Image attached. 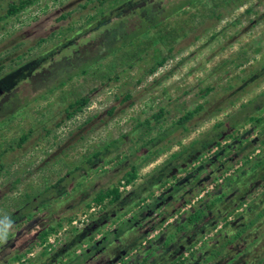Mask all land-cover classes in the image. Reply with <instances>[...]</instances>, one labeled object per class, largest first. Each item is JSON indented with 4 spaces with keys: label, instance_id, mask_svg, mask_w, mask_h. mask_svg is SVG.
Returning <instances> with one entry per match:
<instances>
[{
    "label": "rangeland",
    "instance_id": "374dc122",
    "mask_svg": "<svg viewBox=\"0 0 264 264\" xmlns=\"http://www.w3.org/2000/svg\"><path fill=\"white\" fill-rule=\"evenodd\" d=\"M17 1L0 0V154L12 147L3 155L0 222L24 206L37 219L26 236L53 224L41 245L7 263L46 264L45 253L99 218L101 207L92 198L116 186L131 163L143 181L264 94V0H202L177 13L176 5L189 0H37L6 16ZM149 9L167 19L87 76L74 75L59 86L118 46L117 37L133 33ZM81 97H88L86 106L67 109ZM199 106L193 119L140 160L144 143ZM160 109L158 125L132 132ZM257 116L264 118V110ZM123 135L125 142L111 144ZM221 147L177 173L167 187L189 178L186 187L90 264H257L264 258V217L257 218L264 201V126L254 131L246 124ZM217 152L219 159L208 164ZM192 171L200 172L191 177ZM192 214L202 219L197 228L186 225ZM12 230L0 236V261L13 254L3 247ZM202 250L217 256L200 258Z\"/></svg>",
    "mask_w": 264,
    "mask_h": 264
},
{
    "label": "trees",
    "instance_id": "16d2710c",
    "mask_svg": "<svg viewBox=\"0 0 264 264\" xmlns=\"http://www.w3.org/2000/svg\"><path fill=\"white\" fill-rule=\"evenodd\" d=\"M37 0H18V3H12L6 11V16L13 15L26 7L27 5L33 3ZM202 0H189L186 3H178L176 5L175 11L173 13L179 12L184 7L193 5L196 2ZM172 5L165 9L167 13L168 8H171ZM61 19H64V16H61ZM141 22L139 26L136 27L131 34L122 35V37H117L119 40L118 46L113 50L105 51L100 54L98 57H95L90 65L80 67L72 75H67L64 80L59 84L60 87L64 86L71 78L75 75L87 76L92 68V66H97L98 63L106 58L108 55H111L113 52L121 50L125 47L134 46L135 42L141 37L147 35L150 31L158 28L166 19V17H161L160 15L152 14V9L146 11V16L141 17ZM98 26V24H97ZM100 28H105L107 23L104 20L100 21ZM68 44L62 45V51L68 49ZM41 59V58H40ZM39 59V60H40ZM164 62L158 65L160 66ZM152 71V70H151ZM1 92V91H0ZM89 102L88 97H81L75 99L68 106V110H80L82 107L86 106ZM7 108V107H6ZM202 109V106L196 107L193 111L185 113L182 117L177 119V121L169 129L163 130L155 138L148 140L144 143L141 148L137 151L141 154L140 160H146L154 150H156L163 140L167 139L174 132L178 131L180 128H183L187 122L194 118V116ZM0 118L4 115L3 109H0ZM66 111V113L68 112ZM264 110V94L261 97H258L254 101H251L244 105L239 111L232 114L226 121L218 123L214 129L209 133L204 135L201 138H198L192 142L189 146L183 148L181 151L171 155L167 161H165L160 166L156 167L150 175H148L144 180L135 185L132 190L129 192H121L120 188H127L134 184L137 179L135 164L131 163L129 169L124 171L121 181L110 189L99 190L95 193L92 198V202L98 207H101L102 213L99 218L92 221L89 225H86L83 229L77 231L70 237H68L61 245H59L55 251H49L45 253L47 255L46 264H58L61 259L66 261L62 264H90L91 262L97 260L102 256L114 243L120 241L127 233L132 229L139 226L145 218L157 212L159 208L165 204V202L170 201L173 196L184 189L186 184L189 182V178L181 181H176L171 187H167L170 184L171 180L174 179L177 173L186 172L190 164L200 156L209 154L213 147H221V140L230 138V136L243 127L246 124H250L253 130L262 128L264 126V118L258 117L257 115ZM164 110L160 109L156 114L152 115L150 119H146L143 123L138 124L135 128L132 129V132H135L141 127L149 128L152 127V123L158 125L163 119ZM27 136H22L17 144V147L26 139ZM127 135H123L120 139L114 140L111 144L118 145L122 142H125ZM241 139L236 138L235 141L239 142ZM229 146L221 147L220 151L230 149ZM12 150V147L9 146L0 154V174L5 169L7 165L3 162V155ZM101 152L98 151L93 153L91 159L98 158ZM220 152L213 154L211 158L208 159V164H213L214 160L219 159ZM88 160V162L91 161ZM200 171H192L189 175L194 177ZM64 178L58 180V184L62 182ZM55 189V186L53 187ZM162 190L161 197L154 196V190ZM263 207L260 212L257 213V218L264 217V201H260ZM44 206V204H40ZM37 205L36 208L41 206ZM23 207V208H22ZM19 207L13 213L6 216L1 220L0 224V236L6 234L7 230L14 231V235L9 236L4 243V246H9L13 250L12 256H7L6 259L0 261V264H7L10 262H15L20 260L21 253H31L36 246V244H42L50 232L54 231V225L48 224L43 228L36 229V232L31 236H26L25 231L31 228L37 219L32 215L28 207ZM213 203L207 205V210L211 211ZM133 209L137 211L130 213ZM22 210H27L23 212ZM255 215V214H254ZM126 217L124 220L120 221V218ZM199 214H192L187 218L186 225L193 228H197L200 219ZM25 221V224L22 226L21 223ZM116 221V222H115ZM255 221L254 219L251 222ZM115 222L112 229L106 231L99 238H94L103 228L109 223ZM51 223V222H50ZM251 224V223H250ZM35 226V225H34ZM35 230V229H33ZM237 238L240 236V232L237 233ZM264 238V237H262ZM20 239V240H19ZM228 247L232 242H227ZM86 246V247H84ZM83 247V248H82ZM82 250L79 251V249ZM45 250V249H44ZM46 251V250H45ZM73 254V255H72ZM217 256V252L211 251L206 253V251L199 252L200 258H205L207 260H213ZM257 264H264V258H261Z\"/></svg>",
    "mask_w": 264,
    "mask_h": 264
},
{
    "label": "crops",
    "instance_id": "0c3cea01",
    "mask_svg": "<svg viewBox=\"0 0 264 264\" xmlns=\"http://www.w3.org/2000/svg\"><path fill=\"white\" fill-rule=\"evenodd\" d=\"M142 182V180H138V179H136V181H135V184H134V186L135 185H138V184H140ZM168 186H169V184H168ZM171 187V186H170ZM132 190V189H131ZM157 189H155L154 190V196L155 197H161L162 196V190H159V191H157ZM127 192H129V191H127ZM165 204H167V201L165 202ZM164 205V204H163ZM135 211H137V209H133L132 211H130V213H132V212H135ZM126 217H124L123 216V218H122V220H124ZM145 220V219H144ZM144 220H142V221H144ZM135 229V228H134ZM134 229H132L130 232H132ZM127 234H130V233H127ZM126 234V235H127ZM126 235L124 236V237H126ZM124 237H122V238H124Z\"/></svg>",
    "mask_w": 264,
    "mask_h": 264
}]
</instances>
